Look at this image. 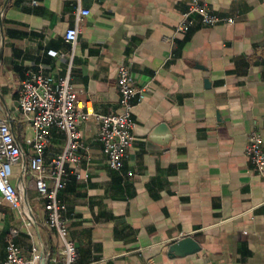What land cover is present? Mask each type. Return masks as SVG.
Masks as SVG:
<instances>
[{"label":"crops","instance_id":"1","mask_svg":"<svg viewBox=\"0 0 264 264\" xmlns=\"http://www.w3.org/2000/svg\"><path fill=\"white\" fill-rule=\"evenodd\" d=\"M202 1L234 23L175 35L189 0H0V118L21 149L10 178L20 211L0 196V263L11 229L39 264L61 246L28 172L32 131L17 104L26 73L56 80L70 69L78 105L107 115L118 111L117 67L126 64L146 94L123 168H108L89 120L58 194L76 264H264V177L244 155L250 133L264 145V0ZM78 8L89 15L76 23ZM76 25L71 56L63 36ZM64 143L51 129L45 162ZM185 237L199 250L171 254Z\"/></svg>","mask_w":264,"mask_h":264},{"label":"built area","instance_id":"2","mask_svg":"<svg viewBox=\"0 0 264 264\" xmlns=\"http://www.w3.org/2000/svg\"><path fill=\"white\" fill-rule=\"evenodd\" d=\"M33 5L36 3L33 1ZM76 23L89 15V11L76 10ZM208 27L232 25L231 18L216 15L202 0H189L180 14L174 34H186L196 24ZM79 30L77 25L67 29L64 41L71 47L73 54ZM172 40V39H171ZM169 40V41H171ZM53 56L56 53H51ZM70 69L56 80L44 76L41 72L28 71L20 83L18 108L32 131V137L25 140L30 148L28 172L34 181L37 194L44 201L45 224L55 232L61 246L56 256L49 257L46 264H76L74 243L68 238V216L66 205L58 198L64 189L69 173L67 165L80 163V151L85 150L79 127L89 120L98 127V141L109 169L120 171L124 166L127 150L134 140L133 109L143 101L146 90L134 85L129 67L121 64L117 67L116 91L119 96V108L115 113L103 115L89 107L78 105L77 91L71 83ZM51 129L65 136L62 151L49 162L44 160ZM244 155L256 175L264 177V145L261 135L252 132L247 136ZM21 161V149L16 143L6 121L0 118V196L12 209L20 211L21 205L16 188L11 183L12 167ZM47 182L51 183L49 187ZM28 221L24 222L29 227ZM18 231L11 229L6 238L5 257L0 264H39V256L34 247L29 256H24L16 243Z\"/></svg>","mask_w":264,"mask_h":264},{"label":"water","instance_id":"3","mask_svg":"<svg viewBox=\"0 0 264 264\" xmlns=\"http://www.w3.org/2000/svg\"><path fill=\"white\" fill-rule=\"evenodd\" d=\"M160 129H163V127H161ZM198 250H199V247L197 246V244L189 237H185L177 241L169 249L171 254L177 255L180 257L194 254Z\"/></svg>","mask_w":264,"mask_h":264}]
</instances>
